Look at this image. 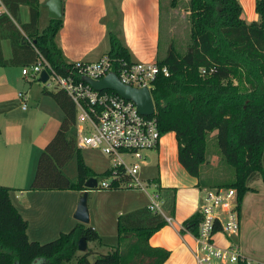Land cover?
I'll use <instances>...</instances> for the list:
<instances>
[{"label":"trees","instance_id":"trees-1","mask_svg":"<svg viewBox=\"0 0 264 264\" xmlns=\"http://www.w3.org/2000/svg\"><path fill=\"white\" fill-rule=\"evenodd\" d=\"M2 1L9 14L0 13V39H9L12 55L3 58L0 49V64L17 62L18 50L29 56L25 62L32 61L34 46L63 72L65 62L54 41L61 18L49 17L38 29V0ZM20 4L27 6L28 19L24 22L18 18ZM254 9L258 20L247 22L240 15L238 0H188V41L181 51L169 43L164 55L156 59L167 66L168 75L158 73L151 88L159 133L174 132L177 161L190 175L199 176L200 165L206 161L207 135L215 130L219 160L232 168V176L214 186L233 187L237 206L250 189L248 181L257 176L264 181V0H255ZM107 37L106 53L130 60L118 30L109 28ZM43 92L59 105L62 116L38 154L27 188L83 190L85 178L96 179L97 173L83 162L75 144L74 104L63 89ZM73 156L76 174L71 179L62 168ZM106 172L107 168L98 174ZM8 192L9 187L0 184V264H32L34 260L36 264H162L169 254L167 249L148 243L149 236L166 221L145 206L117 215L116 243L105 252L93 254L87 245L83 251L77 249L81 235L86 242H100L98 232L79 221L53 239H28L26 221ZM198 220L197 210L182 221L179 230L195 234ZM88 254L93 255L91 262Z\"/></svg>","mask_w":264,"mask_h":264},{"label":"crops","instance_id":"crops-1","mask_svg":"<svg viewBox=\"0 0 264 264\" xmlns=\"http://www.w3.org/2000/svg\"><path fill=\"white\" fill-rule=\"evenodd\" d=\"M45 1L38 0V29L44 27L50 17L47 7L42 4ZM60 1L61 24L55 32L54 41L60 49L64 62L94 60L106 53L109 28L118 30V37L127 48L130 60L150 61L162 56L160 54L161 0ZM166 2V17H169V5L167 0ZM238 2L241 5L240 15L245 21L258 20V14L254 9L255 0H238ZM18 18L21 22L27 21L28 12L25 4L19 5ZM13 22L18 25L14 20ZM0 49L3 58L11 57L12 50L8 38L0 39ZM15 56L17 62L0 64V184L9 187V198L26 221L27 237L31 231L37 236L34 239L41 237L45 240L69 229L78 221L72 216V212L82 190H75L78 192L75 200L60 203L57 199H46L50 196L51 189L27 188L34 173L38 154L56 131L62 111L53 98L60 109L59 114L54 112L56 107L53 103L49 102L48 106H45L42 101H38L39 98L35 101L32 97L33 102L29 108L28 105L21 107V99L17 96L19 90L14 92L13 86L21 79H25L30 84L34 78L38 79V75L29 77L30 80L22 75L20 67L29 63L25 62L29 56L20 50L16 51ZM24 94L27 100L26 90ZM51 111L54 114H51L53 113ZM164 136L166 137L163 138ZM148 150L156 153L153 159L156 170L142 177L156 178L159 188L162 187L160 192L164 195L163 197L161 194L163 201L168 203L164 210L173 220V223H165L155 230L149 236L148 243L169 251L162 264H195L191 252L194 245L193 233L187 229L181 232L179 229L183 227L182 221L198 210L205 187L214 186L218 181L213 178L216 175L207 174L218 166L217 150L211 147L210 158L200 165L198 177L181 171V181L173 175V172L170 171V177L166 176L165 172V169L172 167L171 164L176 168L181 166L176 158V140L173 131L161 134L157 146ZM146 155L148 154L144 152L143 166L148 165L152 160L149 156L146 159ZM172 159L175 161L170 164ZM181 169L185 170L182 166ZM166 179H170L169 184H165ZM203 179L205 181L202 183ZM248 186L250 189L244 192L238 205L239 230L230 240L237 244L242 254L264 264V181L257 176L248 181ZM142 202L132 206L131 209L145 206L147 200ZM109 206L102 216L89 215L92 219L91 226L100 236V242H86L93 254L101 252L100 248H107V246L101 247V244H104L101 240L102 233L107 232L102 219L109 218L110 221L114 218L116 221L117 215L123 213L117 210V215L114 217L110 210L112 204ZM214 238L216 243L222 246L228 242L220 232H217Z\"/></svg>","mask_w":264,"mask_h":264},{"label":"built area","instance_id":"built-area-1","mask_svg":"<svg viewBox=\"0 0 264 264\" xmlns=\"http://www.w3.org/2000/svg\"><path fill=\"white\" fill-rule=\"evenodd\" d=\"M0 13L9 14L2 0ZM33 49L35 58L21 65L20 73L34 77L45 70L47 77L43 82L63 89L74 104L76 146L97 148L110 158L107 172L98 183L96 181L95 186L141 189L147 197L145 207L161 214L166 223H173L171 215L163 209V197L157 182L140 174L142 151L155 148L160 139L154 104L151 114H142L131 99L112 89H96L82 79V76L98 79L114 71L122 83L133 87L145 86L151 94L152 81L158 73L168 75L167 66L158 64L156 60H127L103 53L94 60L65 62V70L59 72L34 46ZM199 70L200 73L205 71L203 67ZM211 70L210 67L208 71ZM17 96L21 98V107L24 108L25 95L17 91ZM147 186L151 187L149 192L146 191ZM198 212L197 232L193 234L194 245L191 248L195 264H263L242 254L237 244L230 240L239 230L236 191L233 187H205ZM217 232L228 241L225 245L216 243L214 236Z\"/></svg>","mask_w":264,"mask_h":264},{"label":"rangeland","instance_id":"rangeland-1","mask_svg":"<svg viewBox=\"0 0 264 264\" xmlns=\"http://www.w3.org/2000/svg\"><path fill=\"white\" fill-rule=\"evenodd\" d=\"M168 5H169V17H166V11H167V2L166 0H161V30H160V54L162 56L164 55L169 42L174 44V46L181 51L186 42L188 41L189 37V21H188V0H167ZM168 28V30H167ZM169 40V41H168ZM19 70V69H18ZM26 77V76H25ZM29 80L31 78L27 77ZM43 89L47 90H54L55 87L53 85H47L46 82L40 81L36 78L29 82L25 81V79H21L20 82L17 85L13 86V91L16 92L19 90L23 94L25 93V90L28 95V99H25V105L32 104L33 99L35 101L38 99V101H42L45 106H48V103H53L54 107H56V111H54L56 114L60 113V109L58 106H56L54 100L52 97L45 92H43ZM48 94V95H47ZM25 95V94H24ZM26 97V96H25ZM21 99V98H20ZM22 101V100H21ZM53 112V111H51ZM51 113V114H54ZM214 134L215 131L212 130L210 131L207 135L206 138V147H205V153H206V159L210 158L209 155H211V147H215L217 150V158L219 159V153L218 149L214 144ZM164 136L163 138H165ZM143 153L146 152V159L151 158V162L143 166L141 165L140 169V174L141 176L143 175H150L156 170L155 164V156L156 153L153 152V150H143ZM79 154L83 160V162L89 166L96 174V181L97 183L102 179L101 175L98 173L102 172L104 169H106L109 166L110 163V158L108 155L105 153L101 152L97 148H80ZM125 158H128L125 156ZM175 160H170V164L173 163ZM170 169H165L166 176L170 177L169 175L170 171L173 172V175L177 177L181 181V171L185 173L183 169H181V166L173 167L171 164ZM263 166H264V161H263ZM35 169V168H34ZM63 171L69 176L71 179L75 178L76 174V168H75V157H71V159L68 160V162L63 166ZM207 172V171H206ZM207 174H212L213 178L219 180H224V179H229L232 176V168L228 166L225 163H222L219 160L218 166L214 170H210L207 172ZM170 179H166L165 184H169ZM162 187H160L161 189ZM168 188L169 187H164ZM151 187L147 186L146 191H150ZM83 192V191H81ZM85 202H86V207L88 211V217L90 219L89 215H97V216H102L105 212L106 209H108L110 204H112V207L110 210L112 211V215L116 217L117 215V210H120L121 212H125L131 208L132 206L140 204L142 201H146L147 197L144 195V191L138 188H129V187H117V188H103L98 185L88 188L85 191ZM162 194V193H161ZM78 192L75 191V189H51L50 196H48L46 199L50 200L52 199H57L58 202L60 203H65L66 201H73L77 198ZM163 195V194H162ZM55 196L56 198H54ZM164 197V195H163ZM164 200V199H163ZM144 203V202H142ZM167 202L163 201V209H166L167 207ZM92 219H90V222L88 223L91 225ZM102 223L104 226H106L107 232L102 233L101 240L104 242V244H101V247H106V249L100 248L99 250L101 252H105L108 250V248L111 246V244L116 243V221L114 218L110 219L109 218H103ZM109 228L111 231H109ZM63 230V231H67ZM59 233V232H58ZM58 233L51 238L48 239H42L41 237H38L39 239H34L37 236L33 235L32 232L30 231L28 239L31 240H37L40 242H44L50 239L55 238Z\"/></svg>","mask_w":264,"mask_h":264},{"label":"water","instance_id":"water-1","mask_svg":"<svg viewBox=\"0 0 264 264\" xmlns=\"http://www.w3.org/2000/svg\"><path fill=\"white\" fill-rule=\"evenodd\" d=\"M42 4L47 7V13L50 17H60V0H46ZM46 77L47 74L45 70H41L38 74V79L44 81ZM82 79L90 83L96 89H112L121 96L131 99L135 103L138 111L142 114H151L153 111V100L147 87H133L129 84H124L117 78L114 71H109L98 79H93L88 76H82ZM95 183L96 179L93 176H89L83 181L82 185L85 188L82 190L83 192L79 196L72 212V216L79 222L87 223L89 221L88 211L85 202V191L88 188L94 187ZM76 247L79 251H83L86 248V239L84 238V236H79V238L77 239ZM87 259L89 262H91L93 260V255L88 254ZM13 264L18 263L14 262ZM32 264H36V260H34Z\"/></svg>","mask_w":264,"mask_h":264}]
</instances>
